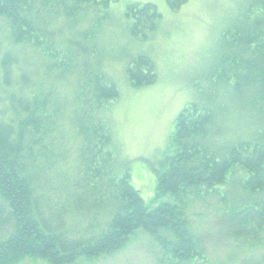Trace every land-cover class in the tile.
<instances>
[{
	"label": "trees",
	"instance_id": "16d2710c",
	"mask_svg": "<svg viewBox=\"0 0 264 264\" xmlns=\"http://www.w3.org/2000/svg\"><path fill=\"white\" fill-rule=\"evenodd\" d=\"M114 1L0 0V264L92 262L138 234L157 264H226L209 252L217 241L232 251L229 264H264L263 130H236L248 127L244 112L264 116V0H239L216 61L190 83L201 94L205 82L219 84L222 99L211 94L181 108L149 204L121 163L107 119L119 91L93 38ZM186 2L165 0L172 13ZM123 14L139 40L162 22L148 2L127 3ZM89 15L88 28H78ZM156 73L142 53L125 67L135 87L154 83ZM226 100L249 105L233 131L224 126ZM71 148L74 168L59 181L56 158ZM206 216L209 227L194 222Z\"/></svg>",
	"mask_w": 264,
	"mask_h": 264
},
{
	"label": "rangeland",
	"instance_id": "374dc122",
	"mask_svg": "<svg viewBox=\"0 0 264 264\" xmlns=\"http://www.w3.org/2000/svg\"><path fill=\"white\" fill-rule=\"evenodd\" d=\"M134 2L152 3L161 14V24L145 40L132 37L127 31L128 21L123 12L127 3ZM238 2L187 0L177 12L172 13L167 9L165 0H116L106 12L107 17L103 18L98 33L93 31V38L99 41L103 55L101 69L115 79L119 91L117 102H113L107 110V119L120 150L121 163L123 167L128 166L131 183L145 204L151 203L155 196L156 162L164 153L173 121L181 108L191 101L204 100L211 94L219 99L221 92L224 93L221 85L205 82V92L201 94L194 91L190 83L204 75L216 61L221 33L232 18ZM91 19L92 15L86 16L85 21H80L77 27L88 28L90 23L86 25V22ZM140 53L149 55L154 61L157 78L152 84L135 87L129 83L125 67L130 57ZM225 104L224 126L233 131L236 119H239L237 115L242 117L240 113L248 109L249 105L244 103L240 104L244 106L239 107L235 103ZM244 115V122L240 123L247 125L245 122H248V128L238 127L236 130L249 134L258 127L263 130L260 138H264V116L257 115L254 109L251 114L244 112ZM71 142L69 140L68 144ZM70 150L67 157L56 158L61 160L54 164L59 181L67 179L74 168L75 153L73 148ZM237 179L236 175L230 182L233 190H238ZM210 199V203L216 206L217 196ZM193 219L202 228L209 227L212 222L209 216ZM146 242V237L138 234L112 257L92 262L80 260L74 264H157L156 254ZM207 245L212 247L209 252L214 259L226 264L231 262L229 256L232 251L223 247L220 241ZM20 264L47 262L26 260Z\"/></svg>",
	"mask_w": 264,
	"mask_h": 264
},
{
	"label": "bare ground",
	"instance_id": "6f19581e",
	"mask_svg": "<svg viewBox=\"0 0 264 264\" xmlns=\"http://www.w3.org/2000/svg\"><path fill=\"white\" fill-rule=\"evenodd\" d=\"M140 26V25H139ZM51 53V52H50ZM75 58V57H74ZM74 60V59H73ZM50 61V60H49ZM67 61V60H66ZM56 62V61H55ZM54 63V62H53ZM59 64V63H58ZM63 64V63H62ZM72 65V64H71ZM55 69V68H54ZM58 71V70H57ZM83 71V70H82ZM80 73V72H79ZM73 74H75V73H73ZM81 74V73H80ZM70 75V74H69ZM86 89V88H85ZM96 93V92H95ZM222 99V98H221ZM236 99V98H235ZM238 100V99H237ZM225 101V100H224ZM227 101V100H226ZM235 101V100H234ZM228 102V101H227ZM237 102V101H236ZM220 103V102H219ZM230 105V104H229ZM234 105V104H233ZM237 106V105H236ZM217 108V107H216ZM229 108H231V107H229ZM233 108V107H232ZM235 108V107H234ZM244 108V107H243ZM230 110V109H229ZM235 110V109H234ZM239 110V109H238ZM233 111V110H232ZM237 111V110H236ZM244 111V110H243ZM238 113V112H237ZM243 114V113H242ZM237 116H239V115H237ZM241 116V115H240ZM240 118V117H239ZM244 118H245V116H244ZM232 120V119H231ZM237 120V119H236ZM247 120V119H246ZM249 121V120H248ZM250 124V123H249ZM248 125V124H247ZM248 128V127H247ZM43 160V159H42ZM42 162V161H41ZM37 163V162H36ZM86 165V164H85ZM42 166V165H41ZM85 170V169H84ZM38 173V172H37ZM86 173V172H85ZM88 176V175H87ZM90 180V179H89ZM46 182V181H45ZM94 183H96V182H94ZM89 186V185H88ZM91 186V185H90ZM95 186V185H94ZM89 192V191H88ZM93 192V191H92ZM82 193V192H81ZM99 211H101V210H99ZM98 211V212H99ZM105 214H106V212H105ZM95 216V215H94ZM102 216H104V215H102ZM93 217V216H92ZM93 222V221H92ZM98 222V221H97ZM96 225V224H95ZM90 231V230H89ZM98 231V230H97Z\"/></svg>",
	"mask_w": 264,
	"mask_h": 264
}]
</instances>
